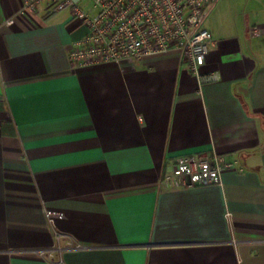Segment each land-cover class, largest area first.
Segmentation results:
<instances>
[{"label": "crops", "instance_id": "obj_1", "mask_svg": "<svg viewBox=\"0 0 264 264\" xmlns=\"http://www.w3.org/2000/svg\"><path fill=\"white\" fill-rule=\"evenodd\" d=\"M20 6L0 0V264H264V0L217 1L199 74L176 50L72 65L86 27ZM199 153L220 183L162 182Z\"/></svg>", "mask_w": 264, "mask_h": 264}, {"label": "built area", "instance_id": "obj_2", "mask_svg": "<svg viewBox=\"0 0 264 264\" xmlns=\"http://www.w3.org/2000/svg\"><path fill=\"white\" fill-rule=\"evenodd\" d=\"M218 0H21L19 14L68 10L87 29L69 50L72 65L137 60L146 54L179 51L199 74L212 40L204 19ZM87 7V9L85 8ZM12 24L13 19H8ZM229 164L216 153L178 157L162 182L174 187L218 184ZM50 220L58 212L46 210Z\"/></svg>", "mask_w": 264, "mask_h": 264}, {"label": "rangeland", "instance_id": "obj_3", "mask_svg": "<svg viewBox=\"0 0 264 264\" xmlns=\"http://www.w3.org/2000/svg\"><path fill=\"white\" fill-rule=\"evenodd\" d=\"M87 9V7H85Z\"/></svg>", "mask_w": 264, "mask_h": 264}]
</instances>
